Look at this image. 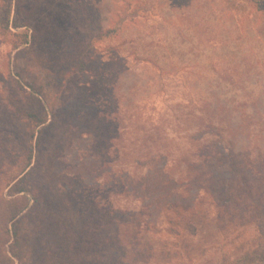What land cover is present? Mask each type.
<instances>
[{
  "label": "rangeland",
  "instance_id": "rangeland-1",
  "mask_svg": "<svg viewBox=\"0 0 264 264\" xmlns=\"http://www.w3.org/2000/svg\"><path fill=\"white\" fill-rule=\"evenodd\" d=\"M205 1L0 0V264H132L136 221L147 264H217L214 240H233L232 264H264V243L237 257L254 227L170 232L172 203L215 211L190 147L226 148L232 124L252 131L236 150H264V0ZM246 170L264 195V174ZM7 208L26 215L20 244Z\"/></svg>",
  "mask_w": 264,
  "mask_h": 264
},
{
  "label": "trees",
  "instance_id": "trees-1",
  "mask_svg": "<svg viewBox=\"0 0 264 264\" xmlns=\"http://www.w3.org/2000/svg\"><path fill=\"white\" fill-rule=\"evenodd\" d=\"M218 0H211L214 4H217ZM229 1V0H225ZM201 3V1H199ZM197 2V3H199ZM204 2H206L204 0ZM235 2V0H233ZM205 4V3H204ZM215 18L220 17V15L215 14ZM214 19V18H213ZM215 21L213 22V27L215 26ZM17 26V25H16ZM201 27H204L201 25ZM190 40L192 42H200V39H196L195 36L190 37ZM264 96V95H262ZM260 97V95H259ZM255 99L254 101V109L252 111V114L248 115L247 118H254L260 116L261 107H258V100ZM261 98V97H260ZM262 99V98H261ZM209 105V106H208ZM208 107H210V104H207ZM223 111H225L226 116H230L231 110L227 109L225 107H221ZM216 112L219 114L220 108L215 109ZM19 112V109H17ZM30 117L34 118L33 115H29ZM206 119H213L212 115L206 114V117L204 115L203 119H201V123H206L208 125L213 126L214 123L207 122ZM217 119V118H215ZM214 120V119H213ZM223 120V118L221 119ZM220 121V117H219ZM42 124L44 121H40ZM199 125V122L197 123ZM227 129L225 132L228 136L231 137V140L229 143H227V149L224 146H211L206 147L207 145L199 146L196 149H192L190 147L189 153L187 156V159H190L191 163H188V169L190 172H192V175L197 174V177L200 176V181L205 187V193L210 197L211 203L214 205L215 211L213 215H210V209L207 208V210H202L201 207H194L193 205H187L186 207H182V205L178 203H172L169 206V210H172L173 215H171L169 224L173 228L172 231L170 229V232H174L175 237H178L179 235H183L185 231H191V234L195 231L194 228H206L210 224L213 223L220 225V230H225L227 227H233V232L236 231H244L246 229H250L249 227H254L255 231V238L258 241V243L255 245V248L253 251H250L249 249L246 250L244 253H241L237 255L239 256L240 260H246L250 256H256L258 255L259 248L261 247V244L264 243V195L263 193H260L258 190H254V186L250 183V173L248 174L246 171L247 167L251 168V171H253L255 174L262 175L264 174V150L257 148L256 151H253V148L255 149V144L252 145V141H248L246 145L242 146L240 149L236 150L235 143L236 139L238 138V135L245 134L247 137H250L252 134V131L247 126H232V124L226 125ZM199 130L202 131L200 128V125L198 126ZM224 127V125L219 126ZM41 140V133L42 129L39 131ZM216 134V133H214ZM218 136H223V134H220ZM38 139V145L40 140ZM235 141V142H234ZM259 147V146H257ZM251 153L255 154L256 159L251 161L248 159L237 161V157L239 154L242 153ZM216 154V155H213ZM33 148L32 145L27 149V155L25 156V166L23 167L22 174L24 171L30 166V164L33 161ZM196 159V162H194ZM202 160V162H198ZM193 160V161H192ZM229 160V161H228ZM227 162H230L231 165H228V167L222 168L226 166ZM257 164V165H255ZM204 168V169H203ZM250 170V169H249ZM29 175V172H26L21 176L15 185L18 183H21L26 179V177ZM189 174V179H185L186 181H194L197 177H194ZM252 175V174H251ZM173 177L170 179L172 180ZM14 180V179H13ZM169 180V182H170ZM12 181V180H11ZM167 182L163 183L164 185H168ZM209 187H212L211 189ZM26 189L25 187H20L19 191L24 192ZM140 190L143 189L142 186H140ZM17 202V199H13V201H10L8 203H15ZM27 206L24 207V209ZM1 206H0V213H1ZM7 216H9V221H13V236L16 241V244H20L23 240L24 233L20 230V224L23 219H25L26 215L23 214L21 217L19 216L20 211H12V209L7 208L5 210ZM137 215L134 216L136 218ZM152 222H146V226H151ZM128 225V224H126ZM140 227H141V221H136L132 224L133 230L129 232V230L126 232L125 239L127 240L126 246H129V248L132 250L134 254V259H132V264H147L150 256L152 255L154 248L151 244H143L141 245L140 241ZM194 227V228H193ZM129 226H127V229ZM139 228V230L137 229ZM193 228V230H191ZM177 232H175V230ZM213 232V230H211ZM240 234V233H239ZM254 234V233H253ZM214 236V235H213ZM123 239V238H122ZM124 241V240H122ZM229 242L231 241H212L211 244L218 245L219 251H222L221 260H218L217 264H232L233 261H231L230 257L233 254V252L226 248ZM122 245V243H120ZM245 244H242V246H239L240 249L244 247ZM123 247V245H122ZM237 248V250L239 249ZM225 249L229 250L226 251ZM241 255V256H240Z\"/></svg>",
  "mask_w": 264,
  "mask_h": 264
}]
</instances>
